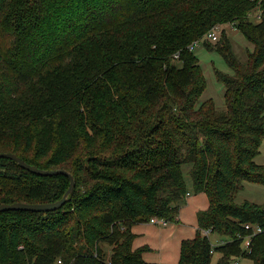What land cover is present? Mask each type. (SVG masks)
Listing matches in <instances>:
<instances>
[{"label": "trees", "instance_id": "trees-1", "mask_svg": "<svg viewBox=\"0 0 264 264\" xmlns=\"http://www.w3.org/2000/svg\"><path fill=\"white\" fill-rule=\"evenodd\" d=\"M220 24L253 45L244 63L226 32L204 43L233 70H216L221 111L200 104L207 79L189 49ZM263 140L264 0H0V152L76 180L58 210L0 212V264H150L132 228L179 222L186 174L210 206L179 264H264V233L243 247L264 204L237 202L245 182L264 184ZM70 184L0 157V204L58 201ZM209 228L232 241L213 247Z\"/></svg>", "mask_w": 264, "mask_h": 264}, {"label": "crops", "instance_id": "crops-1", "mask_svg": "<svg viewBox=\"0 0 264 264\" xmlns=\"http://www.w3.org/2000/svg\"><path fill=\"white\" fill-rule=\"evenodd\" d=\"M187 183L191 192L179 211V222H172L165 226L152 222H138L132 228L136 235L133 249L145 247L143 258L150 264H179L182 243L193 240L198 235L199 218L197 216L200 211L209 208V198L205 192H193L192 181L191 184ZM213 236L212 234L210 239L213 240ZM218 239H220L219 236L216 241Z\"/></svg>", "mask_w": 264, "mask_h": 264}, {"label": "rangeland", "instance_id": "rangeland-1", "mask_svg": "<svg viewBox=\"0 0 264 264\" xmlns=\"http://www.w3.org/2000/svg\"><path fill=\"white\" fill-rule=\"evenodd\" d=\"M217 32H219V38L223 32H226V34L229 35L230 39H232L233 52L242 62L246 63L248 61V50H253V45L247 39H245V37L236 28L232 29L231 25L229 24H220V28H218ZM205 36L206 35H204V37ZM204 37L200 39H203ZM195 53L199 57L200 65L202 70H204V75L206 76L208 85L205 89V92L199 99L200 104L206 101V99L212 98L215 100L220 111L225 110L226 104L224 93L226 87L223 83L218 82L216 70H221L227 74L233 73V70L228 67L222 54L218 53L215 49H208L204 44V41L195 49ZM256 162L259 165H264V140L260 148V153L256 156ZM186 181L191 184V178L189 174H186ZM243 200L264 204V184L245 182L243 189L238 193L237 196V202H241ZM213 235V240L211 239V242L215 243L216 238L219 235ZM103 248L105 251H108L109 254L111 253V246L109 244H103ZM218 257L219 254L215 253L211 263L217 264ZM241 262L242 264H253V261L248 258H241Z\"/></svg>", "mask_w": 264, "mask_h": 264}, {"label": "water", "instance_id": "water-1", "mask_svg": "<svg viewBox=\"0 0 264 264\" xmlns=\"http://www.w3.org/2000/svg\"><path fill=\"white\" fill-rule=\"evenodd\" d=\"M0 157L8 158L11 160L17 161L19 164H21L25 169L30 170L36 174H39L41 176L44 175H59L64 174L68 176L71 179V184L68 190L65 192V195L60 198L58 201L54 202H45V203H25V202H16L12 204L8 203H1L0 204V212L1 211H16V210H25V211H35V212H46V211H54L60 209L62 205H64L68 199L71 193H73L74 186L76 184L75 177L72 176L70 172H68L65 169H59V170H49V169H40L39 167L28 164L23 160L19 155L16 153H6V152H0Z\"/></svg>", "mask_w": 264, "mask_h": 264}, {"label": "built area", "instance_id": "built-area-1", "mask_svg": "<svg viewBox=\"0 0 264 264\" xmlns=\"http://www.w3.org/2000/svg\"><path fill=\"white\" fill-rule=\"evenodd\" d=\"M218 28H220V26L213 28L212 30H210L206 36L203 39H198L196 41H194L190 46L189 49L191 51H194L203 41L204 43L208 40V42H212V43H217L219 40V32H217ZM176 58L179 57V53L175 54ZM150 222L152 223H156V224H160L162 226L168 225L171 222H169L167 219H160L156 216H153L150 218ZM245 229L247 231H249L250 233L246 236H244V244L243 247L245 248L246 251H248L249 253H251V243L253 241L254 236L264 233V228L258 224L255 225H250V224H246L245 225ZM200 233H202V236L206 237V238H211L212 234H214L212 232V229H200ZM218 239L215 243L213 244V247L215 246H219V245H225V243H227L228 241H232L231 238L229 237H224ZM241 258H233L231 260V263L229 264H242L241 262ZM58 264H62L61 261H58Z\"/></svg>", "mask_w": 264, "mask_h": 264}]
</instances>
